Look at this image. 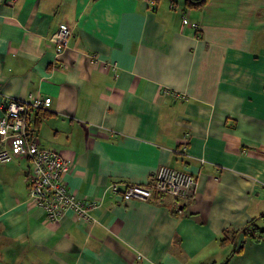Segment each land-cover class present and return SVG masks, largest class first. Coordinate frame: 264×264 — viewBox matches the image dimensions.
I'll return each instance as SVG.
<instances>
[{
    "label": "crops",
    "instance_id": "0c3cea01",
    "mask_svg": "<svg viewBox=\"0 0 264 264\" xmlns=\"http://www.w3.org/2000/svg\"><path fill=\"white\" fill-rule=\"evenodd\" d=\"M193 1L0 0V99H51L31 113L40 146L100 201L49 221L27 202L29 161L0 162V264H264V239L241 233L264 229V0ZM159 165L196 181L177 211L107 191Z\"/></svg>",
    "mask_w": 264,
    "mask_h": 264
},
{
    "label": "built area",
    "instance_id": "2783aa9c",
    "mask_svg": "<svg viewBox=\"0 0 264 264\" xmlns=\"http://www.w3.org/2000/svg\"><path fill=\"white\" fill-rule=\"evenodd\" d=\"M13 2L14 0H9ZM182 22H187L182 16ZM70 29L61 24L52 36L57 52L66 46ZM50 104L49 97L29 94L26 99H0V162L23 157L31 164L26 174L27 202L41 208L49 221L60 219L71 211L80 219L90 220V211L98 202L77 199L66 186L65 178L71 170L66 156L56 150L43 148L31 123V113ZM195 180L185 172L160 165L145 184L111 183L107 191L123 201L147 200L154 194H167L174 199L193 198ZM177 202L174 210H177Z\"/></svg>",
    "mask_w": 264,
    "mask_h": 264
},
{
    "label": "trees",
    "instance_id": "16d2710c",
    "mask_svg": "<svg viewBox=\"0 0 264 264\" xmlns=\"http://www.w3.org/2000/svg\"><path fill=\"white\" fill-rule=\"evenodd\" d=\"M187 1L189 3L196 2V1H193V0H187ZM198 2H201V0H198ZM40 114H41V111H37V113H36V122L39 120ZM229 232H227L225 234L224 240H228L227 236L229 234V239L231 238L230 239L231 241H235L236 232L235 233L232 232V231H229ZM241 233L244 234L245 236H250L253 240H256V241L264 239V229H260L256 225L248 224L247 226H245L244 228L241 229Z\"/></svg>",
    "mask_w": 264,
    "mask_h": 264
},
{
    "label": "bare ground",
    "instance_id": "6f19581e",
    "mask_svg": "<svg viewBox=\"0 0 264 264\" xmlns=\"http://www.w3.org/2000/svg\"><path fill=\"white\" fill-rule=\"evenodd\" d=\"M70 38V37H69ZM68 43V42H67ZM67 45V44H66ZM57 51V50H56ZM63 51V50H62ZM50 101H51V99H50ZM42 110H44V109H41V111ZM35 111H40V110H35ZM31 117V116H30ZM31 123H32V120H31ZM33 126V125H32ZM33 128H34V126H33ZM34 131H35V129H34ZM36 133V132H35ZM37 135V134H36ZM37 137H38V135H37ZM39 139V138H38ZM40 143V142H39ZM160 166V165H159ZM158 168V167H157ZM156 168V169H157ZM27 174V173H26ZM26 176V175H25ZM193 177V176H192ZM194 178V177H193ZM25 179H26V177H25ZM151 179V178H150ZM195 180V179H194ZM147 183V182H146ZM111 184V183H110ZM145 184V183H144ZM141 185V184H140ZM195 185H196V181H195ZM108 187V186H107ZM194 189H195V186H194ZM194 193H195V191H194ZM75 196V195H74ZM112 196H114V195H112ZM170 196V195H169ZM76 197V196H75ZM115 197H118V196H115ZM119 198V200L120 201H122V202H126V201H123V200H121L120 199V197H118ZM193 198H194V194H193ZM193 198H181V199H193ZM28 199V198H27ZM78 199V198H77ZM151 199V198H150ZM172 199H173V206H172V211H177L178 210V208H179V204H178V200L179 199H174L173 197H172ZM82 200H89V199H82ZM130 200H132V199H130ZM130 200H128V201H130ZM140 200V199H139ZM147 200H149V199H147ZM89 201H94V200H89ZM96 202H98L99 204H100V201H96ZM177 202V204H178V208H177V210H174V205H175V203ZM99 204H98V206H99ZM97 206V207H98ZM39 208V207H38ZM93 210V209H92ZM92 219V218H91Z\"/></svg>",
    "mask_w": 264,
    "mask_h": 264
}]
</instances>
